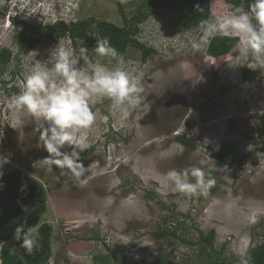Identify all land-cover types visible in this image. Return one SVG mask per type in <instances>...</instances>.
Instances as JSON below:
<instances>
[{"label": "rangeland", "instance_id": "obj_1", "mask_svg": "<svg viewBox=\"0 0 264 264\" xmlns=\"http://www.w3.org/2000/svg\"><path fill=\"white\" fill-rule=\"evenodd\" d=\"M144 2L0 0V50L12 52L0 65V173L21 169L43 183L47 209L41 219L53 230L48 264H210L200 237L212 230L213 253L241 264L240 251L245 254L261 241L256 222L264 230V71L237 67V42L221 56H212L208 45L193 52L186 34L198 36V26L175 25L169 4L153 12L140 25L138 39L155 52L143 60L139 49L128 47L122 57L123 66L140 77L142 102L124 120L112 115L108 100L93 105L97 119L89 130L90 146L79 153L91 167L79 180L51 164H35L48 156L40 130L32 117L6 106L5 98L19 91L25 68L49 59L59 41L77 57L84 48L83 40L74 45L70 37L56 40L29 30L25 34L38 42L18 52L17 38L27 24L94 17L123 26L119 4L130 19ZM210 2V17L237 7L230 0ZM87 55L97 58L94 50ZM179 134L192 138L195 148L180 143ZM228 143L236 145L240 161L220 170L218 190L210 189L207 196L187 197L170 189L162 194L161 174L192 166L209 173L214 167L210 150ZM163 230L190 244L158 234ZM9 242L25 251L21 241Z\"/></svg>", "mask_w": 264, "mask_h": 264}, {"label": "clouds", "instance_id": "obj_2", "mask_svg": "<svg viewBox=\"0 0 264 264\" xmlns=\"http://www.w3.org/2000/svg\"><path fill=\"white\" fill-rule=\"evenodd\" d=\"M199 9L200 5H195V10ZM20 21L25 23V19ZM198 28V36L186 34L193 52H200L216 36L235 37L237 67L264 71V0H252L247 9L237 6L229 13L202 19ZM94 38L97 57L94 61L87 55L86 48H81L77 57L70 46L59 41L49 59L25 68L19 91L5 98L11 112L26 113L40 130V142L48 156L35 164H51L76 180L91 167H85L79 153L90 146L89 130L97 119L93 105L108 100L112 115L124 120L142 102L140 77L123 66V58L107 38ZM65 148L70 150L65 151ZM158 182L165 190L162 194L170 189L173 193L193 197L207 196L216 180L205 169L192 166L183 170L169 169L161 174ZM35 231L19 224L13 234V239L21 241L20 247L29 254L37 244ZM244 242L245 238L241 237V245ZM243 254L242 249L240 255Z\"/></svg>", "mask_w": 264, "mask_h": 264}, {"label": "trees", "instance_id": "obj_3", "mask_svg": "<svg viewBox=\"0 0 264 264\" xmlns=\"http://www.w3.org/2000/svg\"><path fill=\"white\" fill-rule=\"evenodd\" d=\"M235 6H243L247 9L252 0H230ZM169 4L175 25L181 28H191L199 26L202 19L210 18L211 2L210 0H145L141 9L128 19L119 4V9L124 18L125 24L119 26L108 20H98L90 17L83 20H76L65 23L63 21L56 24H47L43 26L27 24L18 35V52L29 51L37 44L38 39L27 36L26 31L46 34L56 40L64 37H70L74 45L78 40L84 41V48L87 53L94 50L96 40L94 37L107 38L110 45L113 46L120 57H124L128 47L139 49L143 60L147 59L155 52L151 46H147L138 39L140 25L146 21L160 6ZM199 4L200 9L195 10V5ZM22 22V21H20ZM23 23V22H22ZM237 39L235 37L216 36L208 44L207 49L212 56H221L227 54L235 46ZM12 52L8 48L0 50V65L7 64L10 61ZM107 63V60H105ZM116 61H113L115 63ZM16 92L18 89L13 88ZM264 130V116L261 120ZM176 139L188 148H195V141L184 135H177ZM236 145L228 143L220 149H211L210 155L214 162V167L209 171L215 178V186L211 190L216 191L221 187L218 179L220 170L225 166H232L240 161ZM47 209V192L43 183L33 177L26 175L21 169H13L0 175V240H3L0 250V264H48L52 256V226L49 222L42 221V215ZM23 224L25 228L32 227L36 229L35 238L37 244L29 254L26 251L20 253L12 248L9 240L13 239L15 228ZM261 226L259 235L261 241L257 242L248 252L241 256V264H264V230L261 221L256 222ZM166 237L173 236L190 244L189 241L177 236L176 232L163 230L158 232ZM214 231L212 230L206 236L202 235L200 241L209 251L206 256L211 257L210 264H232L225 258L220 259L213 253L212 241ZM165 264L164 261H161ZM105 264H109L106 261Z\"/></svg>", "mask_w": 264, "mask_h": 264}, {"label": "bare ground", "instance_id": "obj_4", "mask_svg": "<svg viewBox=\"0 0 264 264\" xmlns=\"http://www.w3.org/2000/svg\"><path fill=\"white\" fill-rule=\"evenodd\" d=\"M75 9V8H74ZM240 156V155H239ZM242 160V159H241ZM257 231V230H256Z\"/></svg>", "mask_w": 264, "mask_h": 264}]
</instances>
